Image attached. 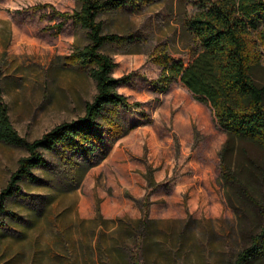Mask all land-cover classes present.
<instances>
[{
  "label": "rangeland",
  "instance_id": "obj_1",
  "mask_svg": "<svg viewBox=\"0 0 264 264\" xmlns=\"http://www.w3.org/2000/svg\"><path fill=\"white\" fill-rule=\"evenodd\" d=\"M105 11V33L131 35L130 44L104 47L117 63L113 76L130 75L119 91L139 110L119 108L127 133L97 164L64 168L45 153L37 179L20 182L6 201L0 225V264H124L120 244L139 218L133 198L149 194L151 225L142 264H228L243 244L237 220L219 181L220 152L227 138L209 102L197 100L177 78L155 83L161 66L150 53L166 52L185 63L198 47L183 21L197 0H149ZM76 0H0V84L13 126L32 140L55 124L83 113L95 92L85 70L63 56L87 42L71 17ZM157 49V50H155ZM264 88V60L253 70ZM22 147L0 141V190ZM228 164L242 177L264 166V149L235 140ZM151 178L152 184L148 185ZM264 200V191L256 194ZM230 202L245 212V230L260 223L254 205Z\"/></svg>",
  "mask_w": 264,
  "mask_h": 264
},
{
  "label": "trees",
  "instance_id": "obj_2",
  "mask_svg": "<svg viewBox=\"0 0 264 264\" xmlns=\"http://www.w3.org/2000/svg\"><path fill=\"white\" fill-rule=\"evenodd\" d=\"M76 1L78 8L71 13L55 12L71 17L82 27L87 42L81 49L64 55L63 64L88 72L95 84L94 95L85 101L81 115L61 121L29 140L13 126L0 84V141L27 152L18 159L16 169L0 190V225H4L3 216L8 213L7 199L18 191L21 194L23 179H37L34 170L46 164L45 153L54 154L64 168L93 166L131 128L122 121L119 108L143 111L141 101H132L119 91L130 75L113 76L117 63L104 50L107 44L120 46L136 39L131 35L105 33L98 16L125 4L134 6L149 0ZM195 7L184 18L183 25L198 49L185 63L181 58L171 57L165 45L159 44V52L150 53L161 66L154 82L165 86L179 78L197 100L212 106L216 121L227 136L220 152L219 181L236 216V237L243 242L228 264H264V200L258 201L256 197L260 190L264 191V166L258 173L242 177L230 168L227 159L235 140H248L264 149V88L253 77L254 68L264 60V0H197ZM151 182L149 178V186ZM232 196L241 205L256 207L260 223L254 229L245 230V212L230 202ZM133 199L140 216L129 225L131 241L120 244L124 264H142L149 229L156 222L149 215L148 192L142 199Z\"/></svg>",
  "mask_w": 264,
  "mask_h": 264
}]
</instances>
